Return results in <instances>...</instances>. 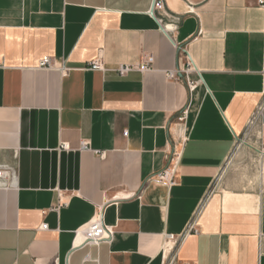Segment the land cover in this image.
<instances>
[{
	"label": "crops",
	"instance_id": "0c3cea01",
	"mask_svg": "<svg viewBox=\"0 0 264 264\" xmlns=\"http://www.w3.org/2000/svg\"><path fill=\"white\" fill-rule=\"evenodd\" d=\"M154 1L0 0V264H264V5ZM236 145L257 181L214 188Z\"/></svg>",
	"mask_w": 264,
	"mask_h": 264
},
{
	"label": "built area",
	"instance_id": "2783aa9c",
	"mask_svg": "<svg viewBox=\"0 0 264 264\" xmlns=\"http://www.w3.org/2000/svg\"><path fill=\"white\" fill-rule=\"evenodd\" d=\"M259 5H264V0H258ZM163 9V2L162 0H155L153 3V6L151 10L149 11L150 14L155 15V13L161 11ZM154 63V57L151 54H145L143 55L142 59L136 63L132 64H118L113 69L118 75L125 76L129 72L138 70V71H149L152 70ZM53 66L51 57L44 56L40 59L38 63L39 68H51ZM88 69L91 70H100V71H106L108 70L107 65L99 60L91 61L86 66ZM192 64L189 60L188 56H186V64L185 68L181 71L177 70H170L167 72L168 78H178V74L181 75L182 73L192 70ZM190 89L193 88L195 85L193 83H189ZM186 111H181V113L177 116V121L182 122L185 118ZM255 117L252 118V121H254ZM124 134H127L126 132ZM87 144L83 143L82 148H86ZM61 149H68V146L66 143H61L60 145ZM179 153L176 151H173L166 156L168 159V165L162 169L161 171L155 173L149 178V182L153 184L163 185V186H172L175 184V175H176V165L178 161ZM61 204V201H59L58 205ZM41 229H46L47 225L42 224L40 226ZM113 235V229L111 226H106L103 224L101 213H98L91 219L86 225H84L77 233H76V242L79 246L85 245L87 243L92 244H98L103 241H109L112 238ZM166 248H168V245L170 242L175 241V235L174 234H166Z\"/></svg>",
	"mask_w": 264,
	"mask_h": 264
},
{
	"label": "rangeland",
	"instance_id": "374dc122",
	"mask_svg": "<svg viewBox=\"0 0 264 264\" xmlns=\"http://www.w3.org/2000/svg\"><path fill=\"white\" fill-rule=\"evenodd\" d=\"M256 153L245 145L235 146L223 169L214 181V188L257 181L260 169L256 162Z\"/></svg>",
	"mask_w": 264,
	"mask_h": 264
},
{
	"label": "water",
	"instance_id": "95a60500",
	"mask_svg": "<svg viewBox=\"0 0 264 264\" xmlns=\"http://www.w3.org/2000/svg\"><path fill=\"white\" fill-rule=\"evenodd\" d=\"M152 15H154L153 12H152Z\"/></svg>",
	"mask_w": 264,
	"mask_h": 264
}]
</instances>
